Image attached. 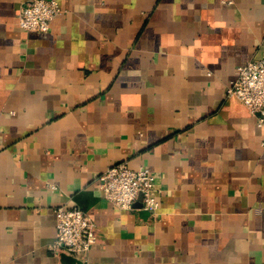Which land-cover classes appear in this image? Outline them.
Listing matches in <instances>:
<instances>
[{
    "label": "crops",
    "instance_id": "crops-1",
    "mask_svg": "<svg viewBox=\"0 0 264 264\" xmlns=\"http://www.w3.org/2000/svg\"><path fill=\"white\" fill-rule=\"evenodd\" d=\"M0 0V264H264V122L227 94L264 56V0H58L45 33ZM155 177V211L100 174ZM96 224L53 248L56 208Z\"/></svg>",
    "mask_w": 264,
    "mask_h": 264
},
{
    "label": "built area",
    "instance_id": "built-area-1",
    "mask_svg": "<svg viewBox=\"0 0 264 264\" xmlns=\"http://www.w3.org/2000/svg\"><path fill=\"white\" fill-rule=\"evenodd\" d=\"M61 12L58 0H27L20 7L18 22L27 32L45 33ZM227 94L237 97L257 115L260 123L264 122V56L237 68V76L230 82ZM99 180L103 196L113 205L133 210L141 201L142 208L156 210L157 190L151 169H134L126 162H119L103 171ZM56 229L53 248L80 259H85L98 242L94 220L78 207H57Z\"/></svg>",
    "mask_w": 264,
    "mask_h": 264
},
{
    "label": "water",
    "instance_id": "water-1",
    "mask_svg": "<svg viewBox=\"0 0 264 264\" xmlns=\"http://www.w3.org/2000/svg\"><path fill=\"white\" fill-rule=\"evenodd\" d=\"M135 206H136V207H142V203H141V201H139Z\"/></svg>",
    "mask_w": 264,
    "mask_h": 264
}]
</instances>
